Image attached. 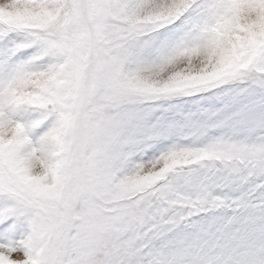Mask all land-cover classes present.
I'll use <instances>...</instances> for the list:
<instances>
[{
  "label": "snow or ice",
  "instance_id": "obj_1",
  "mask_svg": "<svg viewBox=\"0 0 264 264\" xmlns=\"http://www.w3.org/2000/svg\"><path fill=\"white\" fill-rule=\"evenodd\" d=\"M0 264H264V0H0Z\"/></svg>",
  "mask_w": 264,
  "mask_h": 264
}]
</instances>
